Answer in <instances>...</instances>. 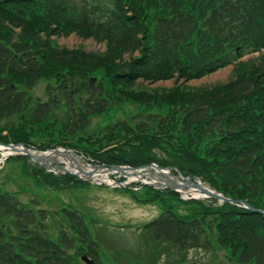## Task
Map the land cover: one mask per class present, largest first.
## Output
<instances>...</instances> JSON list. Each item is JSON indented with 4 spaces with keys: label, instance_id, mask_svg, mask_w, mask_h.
I'll use <instances>...</instances> for the list:
<instances>
[{
    "label": "trees",
    "instance_id": "obj_1",
    "mask_svg": "<svg viewBox=\"0 0 264 264\" xmlns=\"http://www.w3.org/2000/svg\"><path fill=\"white\" fill-rule=\"evenodd\" d=\"M72 33L105 42L104 51L51 40ZM246 50L258 56L240 61ZM234 62L225 83L185 85ZM173 78L182 82L169 90L140 86ZM40 81L45 101L29 93ZM127 103L146 118L85 130ZM0 142L71 148L94 164L155 162L264 210V0H0ZM16 162L45 187L90 185L24 156L5 163ZM115 190L158 206L140 236L176 248L181 260L219 248L236 264H264V214L140 184ZM58 215L65 224L53 235L43 210L0 185V264H84L82 254L104 264L90 234L95 220L72 204Z\"/></svg>",
    "mask_w": 264,
    "mask_h": 264
},
{
    "label": "rangeland",
    "instance_id": "obj_2",
    "mask_svg": "<svg viewBox=\"0 0 264 264\" xmlns=\"http://www.w3.org/2000/svg\"><path fill=\"white\" fill-rule=\"evenodd\" d=\"M105 1V0H102ZM51 40L58 46L67 49L77 47L83 48L87 52H103L105 42L97 41L94 38H84L78 34L52 36ZM240 61H247L258 56L255 52H244ZM235 63L229 64L201 79L192 80L185 83L189 87H207L227 82L233 75ZM182 81L170 79L155 83L140 82V86L148 90L162 89L169 90ZM46 82L36 83L29 93L34 99L45 101ZM57 116L62 117L64 110L57 111ZM135 118L137 122L146 118V114L135 104H123L112 108L106 114L93 116L87 127V132L98 133L107 125L114 124L118 120ZM137 118V119H136ZM16 122V118L8 120ZM49 150L47 151V153ZM159 155H163L159 152ZM58 160L62 159L60 157ZM7 161V160H6ZM73 162H69L72 169ZM55 165V163H51ZM57 165H65L59 163ZM88 170V166H82ZM99 177L97 181L92 180L88 187H65L52 189L36 183L29 175L22 171L20 162L3 164L0 163V185L9 193L16 196L25 204L32 201L36 208L43 210L47 217L48 230L54 235L61 224H65L60 218L61 207L72 204L81 211L86 212L95 220V226H89L93 239L98 238V252L104 264H236L227 255L226 250L215 249L213 251L189 250L183 254L181 260L180 253L176 248L162 247L160 242L148 241L140 236V229L143 224L154 220L159 215V208L154 204H136L128 195L116 191L119 184L128 186L132 183L129 178L119 173H93ZM106 174V179L101 177ZM98 179L104 182V186L98 183ZM151 179V178H147ZM186 189H181L184 192ZM49 214V215H47ZM95 227V228H94ZM124 254L121 258L120 251ZM145 259V260H144Z\"/></svg>",
    "mask_w": 264,
    "mask_h": 264
},
{
    "label": "water",
    "instance_id": "obj_3",
    "mask_svg": "<svg viewBox=\"0 0 264 264\" xmlns=\"http://www.w3.org/2000/svg\"><path fill=\"white\" fill-rule=\"evenodd\" d=\"M91 82H94V79L91 80ZM1 146H6L8 148H10L11 150H13L15 153L17 154H24L26 156L29 157V161L34 162V163H38L40 165L42 164H46L47 162H57L56 158L57 156H61L63 159H67V160H72V158H74L75 160H78L79 163H76V168L77 171L75 172H71L67 167H52L53 169L57 170L58 172H68V173H72L73 175H75L76 177H78L81 180H85V181H91V173L90 172H85L80 168V165L83 164V162H85V160L83 159L82 156L77 155L73 150L71 149H53L51 150L52 154L51 155H47V156H43L41 154H34L31 152V150L25 146L24 144H7L4 145L2 143H0ZM50 166V165H49ZM94 168L95 171H97L99 168H101L102 166L98 165V166H92ZM142 169H147L150 173L154 174V175H159V180L161 181L163 178L164 180H166L164 183L162 182H158L156 185H154V187L156 188H170L172 190H175L176 188H183L187 185H192V186H199V184H197L193 179L191 178H186L185 181H181L183 180V177L180 175L179 171H176L177 176H174L171 172L170 169L168 168H162L160 166H158L157 164H151L148 166H142L140 167ZM107 170H118L119 172H125V170H134V168H131L129 166H115L112 165L110 166V168H108ZM79 174H83L86 176V178L81 177ZM201 190L206 193L207 197L210 198H216L220 201H226L229 203L234 202L233 200L221 195L220 193H217L215 191L212 190H208V189H204L201 188ZM242 205L252 211H258L261 213H264V211L262 210H257L251 206H249L246 202H241ZM82 260L84 262H86L87 264H93V261L88 260L87 256H83Z\"/></svg>",
    "mask_w": 264,
    "mask_h": 264
},
{
    "label": "bare ground",
    "instance_id": "obj_4",
    "mask_svg": "<svg viewBox=\"0 0 264 264\" xmlns=\"http://www.w3.org/2000/svg\"><path fill=\"white\" fill-rule=\"evenodd\" d=\"M14 152L13 150H10L6 147H3V146H0V154L2 156H7L8 154ZM92 168L91 167H88V171L91 172ZM97 173H102L101 171H98ZM92 174V173H91ZM127 178H129L130 180H142L144 179V175L146 174L145 170H136V171H129L127 170L125 173H124ZM94 177H99L97 176L96 174L94 175ZM102 179H106V174L103 175L101 177ZM201 188H204V185L203 184H199V186H190L188 187L186 190H185V194H190L191 196H194V197H199V198H205V193L201 190Z\"/></svg>",
    "mask_w": 264,
    "mask_h": 264
}]
</instances>
